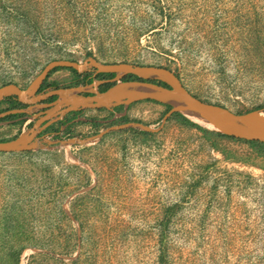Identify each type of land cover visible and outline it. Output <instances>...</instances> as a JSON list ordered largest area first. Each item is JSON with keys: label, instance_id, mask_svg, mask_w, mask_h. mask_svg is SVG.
I'll list each match as a JSON object with an SVG mask.
<instances>
[{"label": "rangeland", "instance_id": "374dc122", "mask_svg": "<svg viewBox=\"0 0 264 264\" xmlns=\"http://www.w3.org/2000/svg\"><path fill=\"white\" fill-rule=\"evenodd\" d=\"M88 54L167 68L234 113L264 109V0H0V87L26 88L49 62ZM77 79L57 68L46 84ZM167 112L152 101L85 110L39 137L157 128ZM27 119L0 121V141ZM0 264H264V145L172 115L156 133L0 153Z\"/></svg>", "mask_w": 264, "mask_h": 264}, {"label": "water", "instance_id": "95a60500", "mask_svg": "<svg viewBox=\"0 0 264 264\" xmlns=\"http://www.w3.org/2000/svg\"><path fill=\"white\" fill-rule=\"evenodd\" d=\"M57 68L72 69L78 74L93 72L94 78L98 74L113 75V78L94 79L85 85L38 92L47 76ZM129 75L139 80H124ZM104 83H113V85L100 92L98 87ZM8 97L15 98L17 102L26 107L1 112L0 119L10 115L26 114L28 115L26 122L34 120V123L30 128L23 129L14 139L0 141V153H21L50 145L82 146L91 144L110 132L125 129L156 133L174 114H179L208 131L242 141L264 144V109L234 113L224 106L204 102L186 89L175 72L159 66L129 63L108 64L99 62L94 57H88L81 63L54 60L49 62L26 88L15 84L1 86L0 102ZM52 97H55L52 102H45ZM141 101H154L169 107L159 127L152 128L139 122H127L111 126L95 136L86 138L51 141L39 137L43 130L63 120L67 114L85 110H113L120 106L125 109Z\"/></svg>", "mask_w": 264, "mask_h": 264}, {"label": "trees", "instance_id": "16d2710c", "mask_svg": "<svg viewBox=\"0 0 264 264\" xmlns=\"http://www.w3.org/2000/svg\"><path fill=\"white\" fill-rule=\"evenodd\" d=\"M88 57H91V54H88ZM70 70L72 73H74L76 76H77V82L72 85V86H79V85H85V84H89L91 83L94 79H97V80H108V79H111L113 78V75H109V74H98L95 78L92 77L91 75L89 74H78L76 71L72 70V69H68ZM55 70H53L51 73H53ZM177 74V73H176ZM178 75V74H177ZM48 77V76H47ZM179 77V75H178ZM180 78V77H179ZM47 79V78H46ZM46 79L44 81V83L40 86L38 92H42L44 90H46V88H51V89H57V88H60V86L58 84H55V83H52V84H46ZM124 80L128 81V80H139L137 79L136 77L134 76H127ZM113 85V83H104V84H101L98 88V90L100 92H103L105 90H107L109 87H111ZM163 86H165L164 84H161ZM55 99V97H52L50 99H48V103L49 102H52L53 100ZM4 102H8L10 104H13V107L11 109H18V108H24L26 107L25 105H22L20 104L19 102H17L15 100V98L13 97H8V98H5L3 101L0 102L1 103H4ZM154 102V101H152ZM157 103V102H155ZM168 110H169V107L168 106H165ZM11 109H7V110H0V113L1 112H5V111H8V110H11ZM123 107L120 106V107H117L115 109H113V111H120L122 110ZM259 108H256V109H253V110H258ZM82 112H77V113H72V114H81ZM22 114H16V115H10V116H7V117H4L2 119H0V121H6V120H10V119H13L17 116H20ZM173 117H177V118H181L182 120H184L186 123L188 124H191L192 126H195V127H198V128H201L199 126H197L196 124H193L191 123L190 121H188L187 119H185L183 116L179 115V114H174ZM123 122H126V119L125 118H122ZM203 129V128H202ZM4 141V140H2ZM7 141V140H6ZM247 142V141H246ZM248 143H252V144H257L256 142H248ZM261 145H264V144H261Z\"/></svg>", "mask_w": 264, "mask_h": 264}, {"label": "flooded vegetation", "instance_id": "af4514ba", "mask_svg": "<svg viewBox=\"0 0 264 264\" xmlns=\"http://www.w3.org/2000/svg\"><path fill=\"white\" fill-rule=\"evenodd\" d=\"M85 74H89V75H91L92 77H93V72H89V73H85ZM99 88V87H98ZM46 103H48V101L46 100L45 101ZM25 108V107H24Z\"/></svg>", "mask_w": 264, "mask_h": 264}]
</instances>
